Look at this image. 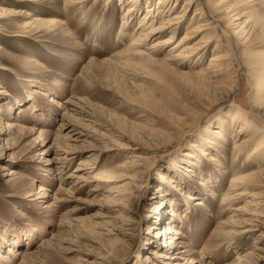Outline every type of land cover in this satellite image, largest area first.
Returning <instances> with one entry per match:
<instances>
[{
    "label": "rangeland",
    "instance_id": "374dc122",
    "mask_svg": "<svg viewBox=\"0 0 264 264\" xmlns=\"http://www.w3.org/2000/svg\"><path fill=\"white\" fill-rule=\"evenodd\" d=\"M42 1L28 10L46 19L62 21L67 24L65 26L72 36H57V29L47 28L41 33V38H22L16 36L19 34L14 33L16 30L0 28V87L9 96L1 99L0 103V132H6L0 141V166L9 163V167L16 172L12 177H4L0 171V264H96L100 261L98 259H103L104 264H232L236 257L249 252L251 257L243 259V264H264V218L260 220L262 224L257 231L230 244L225 235L217 230L219 223L229 215L221 210L219 200L226 192L231 177L257 171L264 166V152L255 158L254 167L247 169L243 157L236 161L233 159L231 149L236 135L231 132L226 142L215 147L218 161L215 165H206V159L193 148L199 158L195 164H200L191 168L195 177L186 172L191 164H187L189 166L186 165L184 171L178 169L186 164L180 158L187 152L177 150L184 145L188 149V141L195 142L197 136L207 127L214 126V122L224 114L221 111L213 114V118V115L210 116L201 124L203 127L196 130L197 135L190 138L195 134L193 131L190 133L191 129L203 119L202 114L192 117L190 113L198 112L204 104L219 96L220 89L206 81L205 85L193 83L194 79L185 72L204 69L216 41L206 52H202L200 60L197 56L189 60V64H184L180 69L181 76L169 72L158 62L167 50L156 54V63L135 64L130 69H120L116 59L121 58V53L126 50L132 36L127 35L137 28L143 16L141 11L134 20L132 17L123 21L120 0L108 1L111 2L110 8L106 0L93 6L88 4L83 12L65 11V0L61 3ZM130 1H123L125 7ZM184 1L178 0L175 5V0H170L163 9L166 14H180ZM157 2L151 0L149 4L156 5ZM252 4H255L253 10L264 8V0H255ZM193 5L187 8L176 41L181 40L185 32L196 30L206 20L193 16L196 8ZM61 12L63 15H60ZM10 34L13 37H8ZM215 38L222 44L226 43L220 30H217ZM30 57L42 63L44 71L32 66L28 61ZM91 59L96 61V67L89 63L90 71L85 72L89 73L85 77L81 73L87 69L85 66ZM223 80H227L225 76ZM241 84L244 90L237 97L236 105L246 102L248 87L244 80ZM73 98L82 99L85 105L96 110L93 111L105 123V128L90 124L86 127L89 134L86 138L78 141L63 139L59 126L66 122L61 119L65 110L70 113L66 101ZM34 110L38 111L35 113ZM186 113L189 114L186 116L189 121L176 124ZM71 117L76 120L69 119L73 125H78L79 120H82L81 126L88 123L77 114L73 113ZM6 123L13 125L14 130H7ZM39 131L42 132L41 138H37ZM71 145L77 147L75 150L79 153L67 156L66 161L58 165L61 177L44 167L45 160L58 158L55 154L62 153L58 152L59 148L66 150ZM87 147L93 150L89 151ZM131 156L142 160L138 163L140 173L135 183L142 189L137 191V198L128 207L131 213L125 215L130 221L126 226V236L132 238V243L127 241L121 245L116 242L117 237L120 238L116 231L110 232L116 235H105V229L109 228L102 217L111 207L106 202L110 198L105 199L106 190L120 183H99L101 189L97 193L91 191L92 184L79 183L77 192L69 193L66 190L71 188L66 185V178L73 176L72 181L76 183L78 180L75 178L78 177L114 172L127 160L129 162ZM88 157L95 161L75 173L79 161H86ZM170 178L175 182L174 187L170 185L167 190L163 189L171 183L168 182ZM202 178H209L210 183L205 187L199 185ZM161 190L165 191L164 196H168L158 204ZM210 190L213 191L211 194ZM187 192L193 195L190 201L184 197ZM197 200H201L203 206H197ZM170 205L184 212L181 217H171L182 234L179 251L183 254H175L177 259L171 261L157 260L152 256L153 250L174 252L173 248H160L156 244L144 246L143 240L151 223L160 220L157 227L162 231L163 226L170 222L168 212L155 215L159 208L169 210ZM157 242L165 243L162 234ZM145 258L147 260L143 261Z\"/></svg>",
    "mask_w": 264,
    "mask_h": 264
},
{
    "label": "bare ground",
    "instance_id": "6f19581e",
    "mask_svg": "<svg viewBox=\"0 0 264 264\" xmlns=\"http://www.w3.org/2000/svg\"><path fill=\"white\" fill-rule=\"evenodd\" d=\"M60 1L62 0H52L53 3H61ZM100 1L101 0H65L63 2V7L67 12H77L78 10H80V12L82 10L83 12V9L86 8L88 4L93 6L98 4ZM106 1V5L108 3L107 7L110 8L111 2L108 1L112 0ZM120 1V8L121 10L123 9V21H128L132 17L134 20V17H136L140 11L143 14L137 28L131 31L128 29L130 33H128L127 36H129V34L132 35L131 39L126 50L121 53L122 57L116 59V64L120 69H130V67L135 64L142 65L149 62L156 63L158 61L156 59V54L160 51L162 52L167 50L164 58L158 62L163 64L169 72L181 76L183 73L180 72V69L183 65L187 64L189 60H193V58L197 56L199 57H197L198 60H200L203 56L202 52H206L207 49H209L210 44H212L213 41H216L212 51L213 54L211 55L210 61L206 67L196 72H192L191 70L190 72H185V74L194 79H192L193 83L205 85L206 81L207 83L217 85L215 88L220 89V92H218L219 96H216L214 99L212 98L208 103L206 102L207 104H204L198 112L193 111V113H190V115L192 114V117L199 114L203 115L202 121L191 129L190 133L193 131L195 134L190 138H194L197 135L196 130H200L203 127L201 124H203L210 116L213 114L216 115V113L221 111H223L221 113L224 114L219 120L214 122V126L211 125L207 127L202 134L197 136L195 142L188 141V143H186L188 145L190 144L188 149L185 148L186 146L184 145V148L180 147L177 150V152H180L181 150V152H185V150L187 152L186 154H183L182 159L180 158V161L184 159L186 164L181 167L177 166L179 167L178 169H183L184 171L186 168L185 166L187 164H191L192 167L187 165L189 167L186 172L193 175L194 171L191 168H195V160L199 159L197 158V155H195L193 148H196L198 153L206 159V165H215V163L218 162L214 154L216 151L215 147H218L217 144L226 142L231 132H234L236 135L231 149L234 161L243 157L244 165L247 169L254 167L253 163H255V158L260 157L258 154L264 152V8L261 11L253 10V6H255V4L252 3L255 0H185L180 14H173V12L171 14H166V10L163 8L170 0H158L156 5L149 4L151 0H131L127 7H125V4L123 3L125 0ZM176 1L178 0H175V5ZM191 1L197 4L193 5ZM224 1L227 3L224 4ZM40 2L42 3L43 1L0 0V28L5 27L8 30H16L14 33H19L16 34V36H20L22 38H41V33L47 28L57 29V36L59 34L72 36V33L69 32L68 28L65 26L67 24L62 21H58L53 18L46 19L42 16H38L36 12L34 13L33 11L28 10L33 7V5L40 4ZM189 5L196 7L193 15L194 17L200 16V18L204 17L206 20H204L203 24L196 27V30L185 32V35L181 38V40L179 39V41H176L175 37L181 31V26L186 17V12H188L187 8ZM170 8L168 11H170ZM143 10H145L144 13ZM63 12H61L60 15H63ZM2 29L3 28H1V30ZM208 30L211 32L208 34L205 33V31ZM217 30H220L222 35L226 38L225 44L220 43L219 39L215 38ZM200 33H202L203 36L199 37ZM125 35L126 34H124V36ZM164 35L166 36L164 37ZM8 37H13V34L8 35ZM1 49L2 48L0 47V50ZM28 61L32 64V66H36L38 70L44 71L43 64L37 61V59L30 57ZM104 61L106 63V60ZM89 63H91V66L95 65L96 67V61L91 59L85 66L87 69L84 71L81 70V74L85 77L89 74H86L85 72L90 71L88 70ZM224 76L227 80H223ZM243 80L248 87V90L246 91V102H244L243 105H236L235 101L237 97L243 94L244 89L241 84ZM5 97L9 98L7 93L0 87V103L2 101L1 99ZM207 98H209L208 95ZM73 99L74 100L66 101L68 110L71 114L65 110L61 118L63 121H66L62 122L59 126V133L63 139L66 138V140L69 141H78L81 138H86L89 135L87 134L86 127L90 124L103 129L105 128V123L103 124L101 119L94 113L96 110L91 109L90 105H85L82 99ZM34 111L36 113L38 110ZM73 113L79 115L84 119V121L88 122L87 125L81 126L80 123L82 120H79L81 121L80 123L78 121V125H73L70 122L71 120L76 122V120L71 117ZM188 115L189 114L187 113L184 114L183 118L181 117L180 121L176 122V124H179L184 120H187L186 122H188L189 118L186 117ZM227 121L229 124H225ZM5 126L9 131L14 130L13 125L11 124L6 123ZM107 126L109 127L108 124ZM108 127H106V130ZM4 135H6V132H0V141ZM154 135H152V137H155ZM41 137L42 132L39 131L37 138ZM187 138H185V142ZM252 146L253 148H251ZM87 148L89 151L93 150L90 147ZM75 149H77V147H73L72 145L66 150H61L59 148L58 152L62 153L60 155L55 154L58 158L45 160L44 167L52 171L54 175H57L58 173L60 176L61 172H59L60 169L57 168L58 165L60 163L62 164L63 161H66L67 156L79 153ZM250 149H252L251 152H249ZM135 156H131L129 162H127V160L125 164L121 165L114 172L105 171L89 176L88 178H79L77 176L78 178H75L78 180L75 181L76 183H73L74 181H72V179H74L73 176L66 178V185L71 188L68 191L66 190V192L69 193L78 190L77 186L79 183L92 184L93 188L91 191H95V193H97V190L101 189L99 188V183H120L117 185L115 184L106 190L107 195L105 196V199L108 200L110 198L106 202L110 203L111 207H109L108 210L105 208L106 211L102 214V217L107 221L105 226L109 228L105 229V235H116L110 233L111 231H116L120 234V238L117 237L116 242L121 245L127 241L132 243V238L126 236V234H128L126 232V226H129L128 222L130 221L125 217V215L131 213V210H129L128 207L132 205L133 200L137 198V191L139 192L142 189L141 185L137 186L135 184L136 180H138L137 174L140 173L138 163L142 160H140V157ZM93 161L95 160H93L92 157H88L86 161H79L78 167L74 172L78 173L82 171L81 168H86L90 165L89 163H93ZM9 165V163H6L0 166V171L4 173V177H12L13 175H16L15 170L10 168ZM199 165L200 164L197 166ZM243 168L244 166L241 167V170ZM168 182L171 183L166 185L167 187L163 189L167 190L170 185L174 187L175 182H173V179H168ZM209 183V178L206 180L202 178L199 185L201 187H205V184L208 185ZM177 190H179V188ZM180 191L182 192L183 190ZM164 192V190H161L158 193V204L163 203L165 198H167L168 195L164 196ZM208 192L211 194L213 191L210 190ZM182 195L185 194L182 193ZM190 196L193 195L187 192L184 197H186L187 201H190L193 199V197ZM245 198L248 199L244 201ZM196 202L197 206H203L204 204L201 200H197ZM242 202H244V204L239 205ZM219 206L221 210L229 213V215L226 216V220L221 221L218 225L219 227H217V230L219 229V231L225 236L222 233L221 234L228 239V244L236 239L241 240L257 231V228H260L262 224L260 220L264 218V166H261L257 169V171L253 170L247 174L240 173L232 176L226 192L220 197ZM156 208L157 206L154 210ZM165 212H168L167 215L170 217V222H167V224L163 226L162 231H160L157 227V225L159 226L160 220H157L154 224L151 223L147 227L148 233L146 239L143 240V244L144 246L156 244L160 248H173L174 252L152 251V256L156 257L157 260L161 259L171 261L173 259H177L178 255L183 254V251H179V248H181L179 245L181 244L179 242V237L182 236V234L179 232V229L174 226V221H171V217H181L184 212L179 210L177 206L170 205L169 210L161 207L155 212V215H161V213L164 214ZM161 234L165 242L163 245L157 242L159 241V236ZM81 244L78 246L80 247ZM175 254L178 255L176 256ZM251 254L252 253L249 252L236 257V260L232 264L245 263L243 259L246 260ZM98 260L100 261L96 264H104L103 259ZM146 260L147 258L143 261ZM172 264L178 263L174 262Z\"/></svg>",
    "mask_w": 264,
    "mask_h": 264
}]
</instances>
